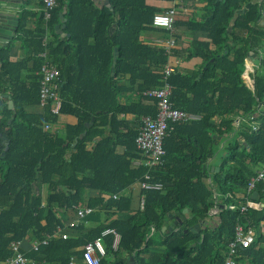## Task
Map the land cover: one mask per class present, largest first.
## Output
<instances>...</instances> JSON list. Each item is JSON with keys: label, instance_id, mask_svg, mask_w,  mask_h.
Wrapping results in <instances>:
<instances>
[{"label": "trees", "instance_id": "trees-1", "mask_svg": "<svg viewBox=\"0 0 264 264\" xmlns=\"http://www.w3.org/2000/svg\"><path fill=\"white\" fill-rule=\"evenodd\" d=\"M108 1L112 9L93 0H57L45 22L38 0L37 12L23 11L16 37L24 57L12 60V44L0 48V97H9L0 108V264L14 255L12 243L30 233L43 241L65 228L59 213L83 207L93 213L67 229L79 237H53L38 251L32 248L28 258L36 264H68L71 258L83 264L82 247L101 239L107 250L101 264H223L239 223L256 233L254 244L240 252L239 264H264V207L240 211L254 192L255 201L264 204L263 183L248 193L264 160V64L255 70L253 90L243 80L249 54L264 52L262 5L200 0L207 3L201 18L176 21L174 34L153 25L154 16L166 10L149 0ZM57 25L64 26L65 38L56 33ZM180 25L203 37L180 48ZM148 33L174 38L171 53L146 42ZM42 52L45 58L37 56ZM170 57L202 63L191 75L174 68L166 78ZM46 60L60 73L58 116L50 113V103L39 106ZM166 85L174 107L201 121L168 130L164 163L152 169L150 180L163 188L142 190L148 168L135 164L143 159L136 138L141 120L158 116L157 101L144 94ZM62 117L77 124L58 129ZM235 132L221 169L211 171L207 162L217 138ZM209 220L214 223L202 224ZM87 222L99 224L84 233ZM108 230L120 236L117 249L115 235L104 236Z\"/></svg>", "mask_w": 264, "mask_h": 264}, {"label": "built area", "instance_id": "built-area-1", "mask_svg": "<svg viewBox=\"0 0 264 264\" xmlns=\"http://www.w3.org/2000/svg\"><path fill=\"white\" fill-rule=\"evenodd\" d=\"M57 0H42L43 3V17L47 22L50 19L51 12L56 6ZM177 10L171 8L165 13H159L154 16L153 25L156 27L165 28L170 33H174L175 24L177 20ZM47 44V38L43 40V45ZM176 41L174 38L170 39L167 43V52L170 53L175 47ZM47 52L39 53L37 56L41 58L46 57ZM174 68L167 65L164 69V75L166 78L173 74ZM60 73L55 65L48 60L44 61L41 67V81H40V93H39V106L41 109L50 103V113L54 116L59 115L60 98L58 96V82ZM246 78V84L250 89H254V82L249 77V70L244 73ZM148 99L157 101L158 103V116L156 119L151 117H145L141 120L139 127V133L136 138V144L141 151L143 159L135 161V164H143L148 168V172L145 176L146 181L141 183L142 190H162L163 185L158 183H150L151 171L155 167H158L164 163V156L166 150L164 148V140L168 136V130L173 125H187L197 123L201 121V117L196 114L185 113L177 110L172 104L171 90L168 85L162 90H152L144 94ZM253 130L258 129L257 124L252 125ZM45 131L49 130V127L44 128ZM258 183L264 184V160L261 162L260 167L256 170V176L253 177L248 184V193L251 195L256 189ZM116 198V197H115ZM143 200L141 202V207ZM259 204L253 199H246V202L241 203L240 211L242 213L247 212L249 209L258 210ZM234 209V206H231ZM261 208V207H260ZM93 213L92 208L83 207L76 209V221L69 224L68 228L77 226V223L85 220V218ZM218 210H213L211 214H217ZM114 234L115 244L114 248L117 249L120 236L114 230H108L104 233V236ZM53 237H60L62 239L68 238L67 234L62 229H57L56 233L52 236H48L43 241H36L32 248L34 251H38L41 245H46L47 242ZM256 239V233L253 231H247L241 224H237L235 229V238L228 246V252L223 264H239L238 258L242 250L250 248ZM14 255L4 261L1 264H36L34 260L29 259L21 248V242H14L11 245ZM82 263L83 264H101L103 259L107 256V250L103 243V240L97 239L94 242H90L82 247ZM75 259L71 258L68 264H74ZM45 264V263H44Z\"/></svg>", "mask_w": 264, "mask_h": 264}, {"label": "crops", "instance_id": "crops-1", "mask_svg": "<svg viewBox=\"0 0 264 264\" xmlns=\"http://www.w3.org/2000/svg\"><path fill=\"white\" fill-rule=\"evenodd\" d=\"M32 1H33V4L28 5V0H23L24 4H21L19 11H17L16 14H15V12H13L11 14V15L15 14V16H13V17H16L17 21L19 23H18L17 29L15 31L16 33H14V35L11 36L10 41L9 40L5 41V40L0 38V48L5 47L8 44L13 45L12 50H11L13 61L20 60L21 58L24 57V51L21 48V46H22L21 42L17 41L16 37H17L18 31H19V25L21 23L22 14H23V11L25 10V8L26 9L28 8L29 10H31L33 12L38 11V7H37L38 0H32ZM93 1L98 6H106L105 2L107 0H93ZM254 1L259 3L260 0H254ZM148 4L151 6L161 8V9H165L166 11L171 9V8H175L177 10V13H178L176 21H177V23L180 22L181 24L186 23L189 20H196V21L199 20L201 18V16L204 14L203 8L207 6L206 2H203L200 0H174V1L149 0ZM261 5H262V10H263V16H264V0L261 1ZM34 22H35L34 20H30V24H29L30 29L35 28ZM261 26H264V21L261 22ZM60 27H63V26H60ZM60 29H62L61 31L63 32L64 28H60ZM177 33H178L177 29L174 30V34H177ZM179 36H178L179 41H180L179 47L181 48V47L187 46L190 41L196 39L198 37V34L193 35L192 33L188 32L186 27L180 25ZM61 37L65 38L66 35L63 34ZM200 37H203V36H199L197 39H199ZM143 38H144V40H146V42L158 45L160 47H167V43L169 41V39L166 40V38L162 37L160 34H157V33H148V34L144 35ZM202 39L203 38H201L200 40H202ZM48 41H49V39H48ZM253 53L256 54V58L259 61H261L264 58V52L262 53L260 51L257 53L255 51H253ZM253 61H254V59H253ZM253 61L250 60V57L246 60V70L247 69L249 70V77L252 81L254 79L255 70L260 66V62L258 65H256ZM201 63H202V61L200 58H193V59L188 60V61H182L180 58L170 57L168 65L173 67V68L180 69L181 73H187V74L191 75L194 73V71H196L199 68ZM243 80L245 82L247 81L245 77H243ZM37 112H39V109H37ZM126 119L128 121L133 120L132 117H127ZM76 124H77V119L72 118V117H62L59 119L58 129H61L64 126H73ZM235 135H236V132L233 133L228 138H222V137L217 138V147H216L215 153L212 157L209 158V160L207 162L211 171H219L221 169V164H222L224 155L226 154L224 149ZM132 192H134L135 195H138V193L140 192L139 185H134L132 187ZM46 195H47L46 188H42V196L46 197ZM98 195H99V193L91 192L92 197L93 196L97 197ZM136 206H137V204H136ZM259 206L263 208L264 204H261ZM75 212L74 213L73 212H67V213L61 212V213H59V216L61 218H63V220L65 221V223H64L65 228H63V232L65 234H67L68 237H71V238H77L81 234L80 233L78 235V233L67 231V229H69L68 228L69 224L76 221ZM211 215L214 216V214H211ZM212 222H213V220H211V221L209 220L208 222H204L202 224L203 225H211ZM80 223H81V221L77 223V226ZM98 224L96 222H87L85 224L86 230L84 231V233L94 229ZM261 232L264 235V226H262ZM35 242H36V239L32 233H30L29 236L24 241L21 242L22 252L24 254H26L27 257L29 255V253L32 251V246ZM74 264H80L79 260L75 259Z\"/></svg>", "mask_w": 264, "mask_h": 264}, {"label": "water", "instance_id": "water-1", "mask_svg": "<svg viewBox=\"0 0 264 264\" xmlns=\"http://www.w3.org/2000/svg\"><path fill=\"white\" fill-rule=\"evenodd\" d=\"M261 1L262 0L259 1L260 4H261ZM21 4H24L23 0H0V38L1 39L5 40V41H8V40L10 41L11 36H13L14 33H16L15 31L17 29L19 22L17 21V18L13 17V16H15L16 12L19 11ZM105 5L111 8L110 2L108 0L105 2ZM248 7H246V9H244V11H242V12H246L248 10ZM260 11H261V9H260ZM13 12H15V14L11 15ZM242 12H240V13H242ZM64 13H66V12H63V14ZM60 17H61V19L63 18L62 15ZM60 28H64V26L60 27L59 25H57L55 27L56 33L60 34L62 36L63 35L62 31H61L62 29H60ZM249 57H250V60H252V61L254 59L253 62L256 65H258L259 62H260V65L264 64V58L261 61H259L256 58V54H254L253 52H251L249 54ZM5 99H9V97L8 96H1L0 97V108L3 106V101ZM9 110L14 111V104L11 101L9 102ZM11 123H12V121L9 122L10 125H11ZM92 126H93V124L88 125L87 130L92 128ZM86 135H87V133L82 134L81 139L84 138ZM6 146L8 149V147H9L8 141L6 143ZM67 156H69L68 153H67ZM251 198L254 200H257V198H258L257 192H254ZM184 212L187 213V210H185ZM196 230L200 231V228H197ZM192 231H194V229H192ZM132 261H133V259H132ZM131 264H135V263H131Z\"/></svg>", "mask_w": 264, "mask_h": 264}, {"label": "rangeland", "instance_id": "rangeland-1", "mask_svg": "<svg viewBox=\"0 0 264 264\" xmlns=\"http://www.w3.org/2000/svg\"><path fill=\"white\" fill-rule=\"evenodd\" d=\"M262 73L264 74V69H263Z\"/></svg>", "mask_w": 264, "mask_h": 264}]
</instances>
